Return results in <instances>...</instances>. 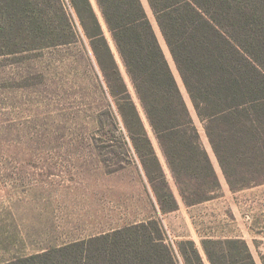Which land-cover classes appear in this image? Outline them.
Wrapping results in <instances>:
<instances>
[{
	"label": "trees",
	"instance_id": "16d2710c",
	"mask_svg": "<svg viewBox=\"0 0 264 264\" xmlns=\"http://www.w3.org/2000/svg\"><path fill=\"white\" fill-rule=\"evenodd\" d=\"M146 3L192 111L141 0H0V57L86 42L162 214L179 204L150 134L186 207L214 199L220 189L193 114L229 190L264 184V0ZM200 244L209 264H256L243 240L203 238ZM178 256L183 264H205L192 241L178 244ZM69 258L40 264H69ZM86 260L179 264L152 220Z\"/></svg>",
	"mask_w": 264,
	"mask_h": 264
},
{
	"label": "rangeland",
	"instance_id": "374dc122",
	"mask_svg": "<svg viewBox=\"0 0 264 264\" xmlns=\"http://www.w3.org/2000/svg\"><path fill=\"white\" fill-rule=\"evenodd\" d=\"M141 2L192 111L146 0ZM86 45L81 39L68 47L0 57V264L69 257V264H86L120 233L148 220L159 224L179 264L178 244L185 241L209 264L203 238L243 240L262 264L264 185L229 190L193 114L220 189L214 199L186 211L149 132L179 204L162 214Z\"/></svg>",
	"mask_w": 264,
	"mask_h": 264
},
{
	"label": "crops",
	"instance_id": "0c3cea01",
	"mask_svg": "<svg viewBox=\"0 0 264 264\" xmlns=\"http://www.w3.org/2000/svg\"><path fill=\"white\" fill-rule=\"evenodd\" d=\"M262 185H264V184H262ZM262 185H259V186H262ZM181 203H182V201H181ZM201 205L202 204L191 206V207H185V206L184 207H185L186 211H189L190 209L196 208V207L201 206Z\"/></svg>",
	"mask_w": 264,
	"mask_h": 264
}]
</instances>
